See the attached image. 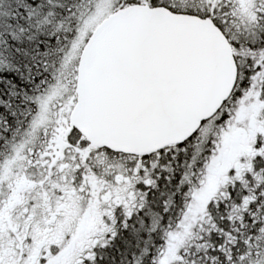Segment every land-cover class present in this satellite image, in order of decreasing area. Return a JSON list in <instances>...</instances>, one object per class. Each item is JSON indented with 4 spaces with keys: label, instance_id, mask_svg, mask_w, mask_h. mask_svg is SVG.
I'll list each match as a JSON object with an SVG mask.
<instances>
[{
    "label": "snow or ice",
    "instance_id": "1",
    "mask_svg": "<svg viewBox=\"0 0 264 264\" xmlns=\"http://www.w3.org/2000/svg\"><path fill=\"white\" fill-rule=\"evenodd\" d=\"M69 192L72 264H264V0H0V264Z\"/></svg>",
    "mask_w": 264,
    "mask_h": 264
},
{
    "label": "flooded vegetation",
    "instance_id": "2",
    "mask_svg": "<svg viewBox=\"0 0 264 264\" xmlns=\"http://www.w3.org/2000/svg\"><path fill=\"white\" fill-rule=\"evenodd\" d=\"M23 128L25 132L26 126ZM101 212L103 210L98 202L89 201L85 205L81 197L69 192L64 203L57 201L54 211L48 212V215L42 214L35 220L33 243L37 248L44 247L45 250L53 244L62 245L61 251L67 253L63 259L74 256L87 242L93 229L102 223Z\"/></svg>",
    "mask_w": 264,
    "mask_h": 264
},
{
    "label": "rangeland",
    "instance_id": "3",
    "mask_svg": "<svg viewBox=\"0 0 264 264\" xmlns=\"http://www.w3.org/2000/svg\"><path fill=\"white\" fill-rule=\"evenodd\" d=\"M101 21H102V20H101ZM101 21H100V22H101ZM100 22H99V23H100ZM99 23H97V25H98ZM97 25H96V27H97ZM241 123H242V121H241ZM22 128H23V127H22ZM23 130H24V128H23L22 131L19 133L20 136H22ZM238 147H242V146H238ZM238 154H243V152L240 151ZM102 215H103V212L100 213V218L102 217ZM101 224H102V223H101ZM101 224L98 225V226H96L95 229H93L92 233L89 235V239H90L92 236H94V235L96 234V232H97L98 229L100 228ZM89 239H88V240H89ZM88 240H87V242H88ZM87 242L84 243V245H86ZM84 245H83V246H84ZM73 259H74V256H71V257L68 256L67 258H65V259L62 260V264H72Z\"/></svg>",
    "mask_w": 264,
    "mask_h": 264
},
{
    "label": "trees",
    "instance_id": "4",
    "mask_svg": "<svg viewBox=\"0 0 264 264\" xmlns=\"http://www.w3.org/2000/svg\"><path fill=\"white\" fill-rule=\"evenodd\" d=\"M22 127H20V129H19V133L22 131ZM15 131V129H12V128H10L9 129V135L11 136L12 134H13V132ZM23 134V133H22Z\"/></svg>",
    "mask_w": 264,
    "mask_h": 264
},
{
    "label": "water",
    "instance_id": "5",
    "mask_svg": "<svg viewBox=\"0 0 264 264\" xmlns=\"http://www.w3.org/2000/svg\"><path fill=\"white\" fill-rule=\"evenodd\" d=\"M105 22H106V21L103 20V21H102V22L96 27V29L99 30V29L103 26V24H104Z\"/></svg>",
    "mask_w": 264,
    "mask_h": 264
}]
</instances>
